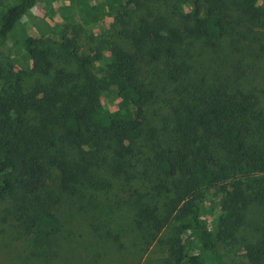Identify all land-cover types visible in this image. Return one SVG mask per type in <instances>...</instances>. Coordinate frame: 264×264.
Returning <instances> with one entry per match:
<instances>
[{
    "label": "trees",
    "instance_id": "16d2710c",
    "mask_svg": "<svg viewBox=\"0 0 264 264\" xmlns=\"http://www.w3.org/2000/svg\"><path fill=\"white\" fill-rule=\"evenodd\" d=\"M35 1L0 13V47ZM175 2L181 27L154 19L110 50L124 110L102 109L88 57L83 87L60 99L0 96V264H137L152 243L162 264H223L217 241L244 229L247 263L264 264V36L226 44L221 0ZM233 2L264 21L252 17L264 0ZM158 103L159 128L147 116ZM208 192L215 232L199 219Z\"/></svg>",
    "mask_w": 264,
    "mask_h": 264
},
{
    "label": "rangeland",
    "instance_id": "374dc122",
    "mask_svg": "<svg viewBox=\"0 0 264 264\" xmlns=\"http://www.w3.org/2000/svg\"><path fill=\"white\" fill-rule=\"evenodd\" d=\"M13 1L0 0V13ZM221 3L227 14L225 21L229 33L226 44L231 38L233 43L240 40L241 47L255 46L253 39L264 36V21L261 18L255 23L248 20L249 17L233 0H221ZM257 7L259 10L253 12V18L264 11L261 4ZM177 10L175 0H36L0 47V96L11 99L26 94L30 89H40L38 96L46 90V95L50 94L54 100L55 96L60 99L74 88L80 85L82 88L85 78L91 77L102 109L110 114L122 111L126 106L119 97L116 83H110L111 78L106 73L112 63L111 48L120 44L117 42L120 34L127 35L131 29L137 31L140 26L153 25L154 19L181 27L183 22L176 14ZM26 37L34 41L35 60H31L24 51ZM83 57L91 60L85 78L79 64ZM78 92L79 89L72 94ZM179 98L177 95L174 100ZM167 111V107L158 103L148 107L147 116L152 125L159 128V118ZM214 196L209 192L204 195L199 213V219L213 232L214 217L218 213V200ZM212 201L216 206L213 210L210 209ZM125 217L126 212L113 216L114 223L120 222L113 227L114 233H118L125 224ZM249 235L250 230L244 229L234 236L233 241L227 238L217 241L223 264H248L243 246L248 243ZM242 238L247 241H242ZM163 256L162 245L152 243L139 258L133 255L132 260L137 264H162Z\"/></svg>",
    "mask_w": 264,
    "mask_h": 264
}]
</instances>
